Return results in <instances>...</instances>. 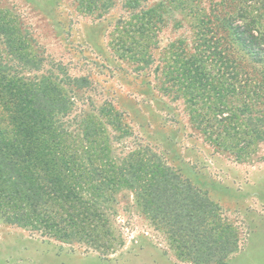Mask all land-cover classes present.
<instances>
[{
  "label": "trees",
  "instance_id": "trees-1",
  "mask_svg": "<svg viewBox=\"0 0 264 264\" xmlns=\"http://www.w3.org/2000/svg\"><path fill=\"white\" fill-rule=\"evenodd\" d=\"M75 1L80 11L102 17L118 0ZM146 1L123 0L129 16L120 18L112 31L111 43L137 71L155 63L165 21L159 7H148ZM169 2L181 11L187 8L195 42L169 44L163 66L155 67L164 77L161 89L185 100L194 128L220 151H230L236 133L240 149L251 140H264V0ZM10 12L0 8V37L7 34L12 49L16 44L23 51L33 38ZM21 57L35 63V57ZM75 82L89 85L85 77ZM0 102L9 125L8 130L0 126L3 222L110 250L116 233L114 205L118 193L129 190L180 255L194 256L190 258L197 264H229L227 258L238 250L236 229L217 201L148 147L124 158L112 155L106 126L123 136L130 132L114 106L83 117L79 137L63 120L73 104L63 87L48 78H21L2 62ZM250 119L255 122L251 132L244 130Z\"/></svg>",
  "mask_w": 264,
  "mask_h": 264
},
{
  "label": "rangeland",
  "instance_id": "rangeland-1",
  "mask_svg": "<svg viewBox=\"0 0 264 264\" xmlns=\"http://www.w3.org/2000/svg\"><path fill=\"white\" fill-rule=\"evenodd\" d=\"M169 1L145 3L159 7L165 21L157 36L155 63L137 71L136 64L120 56L111 43L115 24L129 16L123 0L102 17L80 11L75 0H0V8L11 11L33 38L20 51L16 44L12 49L7 34L5 39L0 37V62L21 78H48L63 87L73 101L71 113L63 120L79 137L83 117L114 106L130 132L123 136L106 126L112 155L124 158L139 147L157 152L220 204L237 235L238 250L227 258L229 264H264V140H251L240 149L236 133L229 143L231 152L220 151L194 128L185 100L161 89L164 77L155 67L163 66L169 44L180 39L190 46L195 42L187 8L181 11ZM22 55L35 57V63L25 62ZM82 77L89 85L75 82ZM7 113L0 102V126L5 130L9 129ZM249 121L244 130L251 132L255 122ZM114 207L116 233L110 250L56 239L0 218V264H197L191 259L194 256L178 253L164 229L143 213L133 192L118 193Z\"/></svg>",
  "mask_w": 264,
  "mask_h": 264
}]
</instances>
